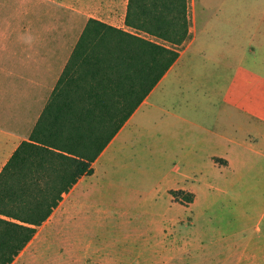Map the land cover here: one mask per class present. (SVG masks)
<instances>
[{
	"label": "rangeland",
	"instance_id": "rangeland-1",
	"mask_svg": "<svg viewBox=\"0 0 264 264\" xmlns=\"http://www.w3.org/2000/svg\"><path fill=\"white\" fill-rule=\"evenodd\" d=\"M188 1L190 38L139 130L13 264H237V235L264 247V0ZM88 14L0 0V82L39 46L66 54Z\"/></svg>",
	"mask_w": 264,
	"mask_h": 264
},
{
	"label": "trees",
	"instance_id": "trees-1",
	"mask_svg": "<svg viewBox=\"0 0 264 264\" xmlns=\"http://www.w3.org/2000/svg\"><path fill=\"white\" fill-rule=\"evenodd\" d=\"M188 7V0H128L125 26L149 38L87 20L29 140L0 173V264H12L63 195L93 173L179 58L191 33Z\"/></svg>",
	"mask_w": 264,
	"mask_h": 264
},
{
	"label": "crops",
	"instance_id": "crops-1",
	"mask_svg": "<svg viewBox=\"0 0 264 264\" xmlns=\"http://www.w3.org/2000/svg\"><path fill=\"white\" fill-rule=\"evenodd\" d=\"M127 4L128 0H72L73 10L90 13L86 22L92 18L117 28L125 26ZM79 36L66 54H64L61 46H57L55 49L39 46L38 50L25 53L22 61L23 67L9 68L5 74L7 82H0V173L18 146L29 140V136L43 112ZM179 61L180 56L93 162L91 175L94 174L98 164L107 162L112 150L121 145L124 147L126 139L131 135L132 128L139 130V110L150 104L153 95L167 85L173 73L175 74L177 71L176 65ZM214 163L219 164L217 161ZM91 175H83L71 190L63 195L59 205L53 210L49 218L37 227L35 235L15 260L30 245L33 244V247L36 245L33 243L34 238L46 228L50 219L55 218V227L63 226V223L66 224L73 215L64 216L66 211H69V208L75 210L80 206V203L74 202L72 204L75 192ZM235 242H237V246H234ZM235 242L233 241V248L237 255V264H264V247L247 240L246 245L241 250L239 249L238 235Z\"/></svg>",
	"mask_w": 264,
	"mask_h": 264
}]
</instances>
